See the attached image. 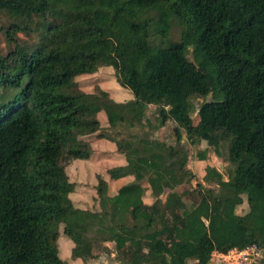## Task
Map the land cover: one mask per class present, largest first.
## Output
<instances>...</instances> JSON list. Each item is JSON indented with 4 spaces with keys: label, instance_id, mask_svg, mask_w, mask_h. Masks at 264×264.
Masks as SVG:
<instances>
[{
    "label": "trees",
    "instance_id": "trees-1",
    "mask_svg": "<svg viewBox=\"0 0 264 264\" xmlns=\"http://www.w3.org/2000/svg\"><path fill=\"white\" fill-rule=\"evenodd\" d=\"M0 14L10 19L8 50L0 45V264H72L63 237L86 262L109 241L117 264H215V251L264 250V0H0ZM175 24L178 41L153 42ZM107 68L128 101L102 81L79 85ZM168 122L174 143L153 135ZM94 134L127 165L98 174L91 210L73 197L86 183L69 162L93 155ZM185 135L217 154L228 142L226 172L207 165L195 186L189 149L183 159L176 149ZM171 175L189 187L175 190ZM129 176L112 196L110 182ZM194 193L199 202L176 213Z\"/></svg>",
    "mask_w": 264,
    "mask_h": 264
},
{
    "label": "rangeland",
    "instance_id": "rangeland-1",
    "mask_svg": "<svg viewBox=\"0 0 264 264\" xmlns=\"http://www.w3.org/2000/svg\"><path fill=\"white\" fill-rule=\"evenodd\" d=\"M9 20L10 19L7 15L0 14V45L4 52L8 50L9 46L6 43V37H5L3 29L5 28L6 25H8ZM180 36H181V27L175 24L170 32L169 38L167 37L165 39L164 38H154L153 42L158 45L159 44L166 45V44H169L171 41H178L180 39ZM20 38L25 43L26 41L33 40V37L30 38L23 34H21ZM187 54L191 59H194L192 48L189 49ZM99 81H102L104 83V87L110 89L109 90L110 94L111 93L114 94L116 99L121 100V101H128L130 99L129 96L130 94L132 95L131 91H128L127 89H125L124 87L118 84L115 78L114 70H110V68H107L106 70L102 69V71H100L99 73V76L95 78L91 76H85L81 79L79 78L78 83L80 86H83L85 84L86 85L93 84V83H95L96 85V83ZM211 98L212 96L209 95L207 96L206 99H211ZM202 102H203V98H198L196 100V106H197L196 109H198L199 105ZM197 111L198 110L193 112L192 115L196 116ZM156 112H157V106L155 105H151L147 109V115L152 116L153 120L155 121L153 123H157ZM172 130H173V122H168L163 128L156 130L153 135L156 138H160L162 140H167L168 142L174 143L175 140L173 138ZM90 139H91V142L96 144L97 147H100L103 142H107L106 141L107 139L100 138L98 134L92 135ZM196 145L197 143H191L190 140L186 138V135H185L184 141L176 144L177 151L178 149L180 150V153L178 154V158L182 156L181 151L184 148L186 147L189 148V151H190L189 163H190V167L192 171L195 173V179L192 180L195 186L198 185L199 183L198 180H202L204 169L207 165L217 166L223 172H226V170L230 167L229 160H228V155H229V143L228 142L224 143L221 149V152L219 154H217L213 150V148L207 147L208 145L206 141H202L200 146L197 145L198 152H196ZM202 147H207V149L209 150L208 155L206 157L207 158L206 161H200L202 159H200L201 150L199 149ZM179 159H183V158H179ZM75 160L76 159H72L71 161L69 160L70 161L69 165L73 166L72 167L73 171H77L80 168L77 164H75ZM116 162H118V160L114 161V158H110V159L105 158L102 163L112 164ZM225 178L226 179L228 178L227 174L225 175ZM168 183L172 185L173 187H175V190L177 191H182L183 189L189 187L186 177L184 179L183 178L181 179L179 177L171 175V176H168ZM95 193H96V190L93 187H90V185L80 184L78 186V189L75 190V192L73 193V197L78 200L89 201V204L87 205L86 208L94 210V201H92V199ZM163 197L165 198V195H163ZM145 198L149 200L150 202L153 201V198L151 197L150 194L149 196L147 194ZM198 202H199V197L196 193H194L193 195L187 197L186 199H183V204L179 206L176 205L177 207H176L175 212L178 214H186V212L190 210L191 208H193V206L196 205ZM247 210H248V205L246 201L242 205H240L237 209L238 213H241V214H244L245 212H247ZM171 217L169 216L170 218L169 223L175 224L174 219H172ZM71 242L73 241L66 237H63L60 240V252H61V256L64 257L67 261H70L72 264H87V263L89 264H117L116 255H117L118 250L116 249V245L113 241L95 245V255L94 257L90 258L87 262L83 261L82 259H74L72 257ZM131 242L134 243L133 241ZM128 246H132V245L128 243L127 247Z\"/></svg>",
    "mask_w": 264,
    "mask_h": 264
},
{
    "label": "crops",
    "instance_id": "crops-1",
    "mask_svg": "<svg viewBox=\"0 0 264 264\" xmlns=\"http://www.w3.org/2000/svg\"><path fill=\"white\" fill-rule=\"evenodd\" d=\"M131 98V96H129ZM185 139V137H184ZM184 141V140H183ZM202 143V142H201ZM197 143L198 146L201 145ZM196 145V152H198L197 150V146ZM208 147V146H207ZM207 147H202L199 150H204ZM185 149H189V148H185ZM200 151V152H201ZM209 150L207 151L206 157L208 155ZM205 157V159H202L200 161H206L207 158ZM105 158H114V161L118 160V162L116 163H112V164H107V163H102L103 160ZM75 164H77L80 168L77 171H73L72 167L69 165V169L70 172L72 173V175L74 176V178H76L77 180H79L82 183H86V184H90L92 185V187H94L97 183H98V179L97 176L98 174H104L105 177H107V170L109 168L112 167H119V166H126L127 165V161L126 159L119 155L116 152V146L114 142L108 141V143H103L100 147H97V149L94 150L93 155L88 158V159H76L75 160ZM74 164V165H75ZM188 167H190V163L188 162ZM132 180V177H124L114 183L110 182L109 185V192L110 194L113 196L116 194V192L119 190V188L121 186H123L126 183H130ZM144 202L146 204H150L151 202L149 200H147L145 197L143 198ZM87 201H83L82 207L86 208L87 206ZM71 246H74V243L71 242Z\"/></svg>",
    "mask_w": 264,
    "mask_h": 264
},
{
    "label": "built area",
    "instance_id": "built-area-1",
    "mask_svg": "<svg viewBox=\"0 0 264 264\" xmlns=\"http://www.w3.org/2000/svg\"><path fill=\"white\" fill-rule=\"evenodd\" d=\"M215 264H257L264 256V250L256 243L245 248H233L228 252L213 253Z\"/></svg>",
    "mask_w": 264,
    "mask_h": 264
}]
</instances>
